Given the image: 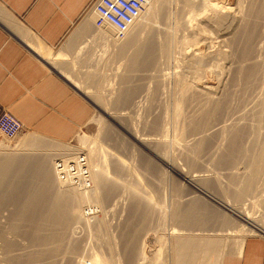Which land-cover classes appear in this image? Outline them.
<instances>
[{
  "label": "bare ground",
  "instance_id": "6f19581e",
  "mask_svg": "<svg viewBox=\"0 0 264 264\" xmlns=\"http://www.w3.org/2000/svg\"><path fill=\"white\" fill-rule=\"evenodd\" d=\"M199 1H200V3L198 4V3H196V0H147V5H146L144 11L140 15L139 19L130 27L128 32L125 34L124 38H122V39L117 38L113 29H111L109 27H106V28H103L100 30L101 31L100 35L102 38L101 41H103V45L101 44L103 46V53L106 52L107 47L110 49L112 47V50L115 53V56H117V58H118V56L122 57L121 59L123 60V58L126 55L130 54L131 50L133 51L130 54V56L128 55V58L125 57V58H127L126 65L124 66L125 72L119 78L121 80L120 81L121 84L125 85V87H126V86H128L127 84L130 83V81L132 80L133 76H135V74H137L138 72L146 71L148 69H152L153 71L156 72V68L158 66H161V65H159V64H161V59H166L167 61H169V59H171V56L173 55V54L171 55L172 50H173L172 48H174L173 45H175L178 41V40L176 41V36L178 35L176 32L177 31L179 32V30L182 28L183 23L181 21L183 19V22H184V16H185L184 14L188 13V14L193 15V16L191 15L192 16L191 18L185 19V20L186 21L188 20L187 21V23L189 24L188 27L190 28L192 33H194V35L188 36L187 34H185V36L187 35V37L185 39L181 40L182 42L180 41L181 47L179 46L180 45L179 43H177V45L179 44L177 47L175 45V48L177 50H178V47H180L179 48L180 57L182 56V60H183L181 69L182 70L186 69V71L184 70L182 72L183 73L182 77L179 76V73H178V75L174 74L176 76V82L175 83H177V87L179 86L181 95L178 98H175V99L173 98L174 101L172 100L173 101L172 106L167 107L165 111L167 112L166 115H168V113H170V112L172 113L171 116L174 119V120L172 119L174 122H179V120L181 122V120H183L181 118L184 117L183 115H186V117H187V114H188V113L184 114V113H186L184 110H186L190 106L191 107L194 106L193 109L196 111L197 114L195 113V111H192V112H194L192 118H188L189 119L188 121H186L187 120L186 117H185L186 119L184 118L185 120L182 121L183 125H182V127L180 126L181 129L179 128L180 129L179 134L182 137L183 141L185 139L186 140L188 139L186 137H192L190 139H193V138L199 139V142L195 145L191 144L190 146L185 145L186 143H184L183 144L184 146H182L181 144L183 143V141L175 142V139L166 140L167 137L169 138L168 135H169L170 130L169 131L166 130V133L168 132V134H166L167 137L164 140V139H157L154 137H144L145 135L144 136H138L136 131H134L133 127L131 126L132 124L131 125H124L125 123H123V125L125 127H121L137 144H139L140 146H142L143 148L148 150L163 165H165L168 168H170L171 170H173L179 177L183 178L184 180H186L187 182H189V184H191L193 186H199V184L207 182L208 181L207 177L201 176V175L200 176L194 175L191 173H186L182 169V167H179L173 161L175 156L173 157V159L170 158L171 156H169L168 151L175 146L178 147V145H181L184 148L186 147V149L188 151H187V153H185L184 158H185L187 164L188 165L189 164H191V165L195 164L194 157L197 156V153L200 152L201 149H204L203 148L205 146L204 142L206 140H208V137H209V134H208L209 129L211 131L210 127L213 126L212 124L214 122L220 120V118L223 117L224 113L226 111H228L229 106H231V105H229L230 104L229 100H222L221 101L220 100L221 98L218 99L217 97H218V95L220 97V95H221L220 93L224 92L223 90L225 88L224 89L222 88V84H223V80L225 79V76L228 79H230L229 73L231 72V70L233 72V69H231L233 67V62L231 60V58H232L231 52L235 51L234 50L235 46L233 47V51L231 50V52L229 50L222 49V48H220V50L217 51L216 53L215 52L199 53V50H197L198 48H196L192 51L190 50L191 52L187 51V48L189 47V45H191V46L193 45L191 43H192V41L195 40V37L201 38L204 40L210 39V37H208L207 34H204V33H206L204 31V29H203L204 35H201V33H200L201 30H198L195 27L194 21L195 20L197 21V17H199V18L204 17L206 19V21H208V22H209V20L211 21V19H212V20H214L213 22H215V20H216L217 23H219V25L224 26L225 24H227V22L229 20H232L235 22L236 17H238V16H236L237 13L242 14V12H241L242 9H241V11L235 13L236 10L234 12H232V10H234V9L226 7V6H221V5L219 6L216 3L215 4L212 3L210 0H199ZM173 2L176 4L177 3L181 4V10H182L181 11L179 9V12H175V9H174V11L172 10L173 13L175 12L174 16H172L171 15L172 13H170L172 11H166L167 9L171 10L172 5L174 4ZM175 6L176 5H174L173 7H175ZM176 8H178V6ZM239 8H241V7H239ZM146 10L149 11L148 15L151 14L150 13L151 11L153 13V10H154L155 13H153V14L161 15L162 18H164V20L166 22L165 24H164L163 19H161V20L163 21V24L166 25V27L163 28V26H161L163 28L161 32L156 29V26H154L155 23H154V25H151L152 21L150 22V20H152L154 15H153V17H151V15H152L151 14L149 18L147 17L148 15H146L145 18H142V15L145 13ZM211 12H213V13H211ZM210 13L213 15H211ZM257 13H259V12H257ZM260 13L262 14V12H260ZM188 14H186V15H188ZM243 15L244 14H242V16ZM242 16L240 15V19L244 17V16L243 17ZM155 17L157 18V16H155ZM252 18L254 19V17H252ZM253 19H251V20L254 21L255 19L254 20ZM241 20L243 21V23H244V21H246V20H244V18ZM241 20H239V21L242 23ZM237 21H238V19H237ZM252 21H249L250 23H247V22L246 23L249 25V24H252ZM256 22L258 23V21H256ZM227 25H229V24H227ZM238 25H240V24H238ZM216 26H217V24H216ZM221 26H220V28H222ZM183 27H184V25H183ZM211 27H213V26H211ZM226 27H224V28L226 29ZM229 27H231V26L229 25ZM234 27H235V25H234ZM237 27H239V26H237ZM258 27L256 26V28H255V26H254V28L252 30H250L251 26L249 29H248V27L246 28L248 30H246L247 32L244 34L245 35V41L243 44L244 47L241 48L240 45L237 46V47H240L241 50L243 49L242 50L243 52L241 51L242 59L240 61V67L234 66L235 75L233 77L235 78L234 83L236 82L241 87V92L245 93L243 97H246V99H248V97L250 98V96H249L250 93H248V97H247L246 92L247 91L252 92L251 88L258 87L260 90V92H259V99L260 100L257 103L255 113H253L254 109L251 110V111H253L252 117H250V116L246 117L245 115H243V114H245V111L243 110L244 112L242 113V115L245 117H242V119H241L244 122V124L242 126H240V124H238L239 123V120H238V123H236V122L234 123V125L236 124V126H234L232 124L233 127L231 129H229L230 127L228 128L229 129L228 130L229 138L231 140L233 139L234 141H233V143L231 142L230 147H228V149L230 148L229 149L230 152H229V150H228L229 153L227 152L229 155L223 156L218 161L219 164L224 163V164L233 165L235 163L237 164L239 161L241 162L242 160H246V162L249 164L248 170L246 169V172L247 171L248 172L245 175V178H243L242 181L240 180L241 181L240 183L239 182H236V183L233 182V184H236L235 187H232L229 185L228 189L224 190L225 193L230 195V198L233 200V202L236 205L233 204L234 205V207H233V205H231L232 202L230 203L227 200H226V202L222 201L224 203V209H226L227 211H229L233 215L237 216L238 219L240 220V222L237 221L236 219H234L235 217H233V216L230 217L229 215H226V214L219 212V211H215V212L213 211L211 213L209 210L206 209L207 207L205 208V206L202 205V207L205 208L207 210V212L209 211L211 213V214H209L207 220L211 221V219L213 218L214 222L216 221L217 223H219V225L221 226V229H220L221 232H225V234L222 236L227 237V238H229L230 236H234L233 233H236V232H244L245 234L246 233H253V234H257V235L261 234L264 236V224H261L259 220L257 221L255 219H252V217L249 214H247L246 212H243L241 207L238 206V204H240L245 198H247L248 195L254 190V187L256 186L257 181L260 178V176L264 170V70L262 68L263 66L261 67L260 63H258V62L253 61V62H248V64H247V60H248L247 56L250 57V54L252 52L256 53L252 49V45H254V44H252V42H254L252 40L255 39V37H256V36L254 37V35H255V30L256 29L258 30ZM242 28H243V26H242ZM244 28H245V26H244ZM227 29H228V27H227ZM190 30H188V31H190ZM231 30H232V32H234L233 29H231ZM144 31H146L145 32L146 35L145 36L143 35L144 37H142V33ZM95 32H97V31H95ZM175 34H177V35H175ZM195 35H197V36H195ZM242 35H243V33H242ZM238 36H240V34ZM197 38H196V40H197ZM230 38H231V36H230ZM233 39L234 38H232V40ZM236 41H238V40H236ZM221 42L222 41H220V43ZM228 42H230V41H228ZM34 48L37 50H41L42 54L46 53V51L43 49V47L34 46ZM230 48H231V46H230ZM214 49H218V48H214ZM236 50H237V48H236ZM100 52H102V50H100ZM107 52H108V49H107ZM237 52L238 51H235L234 56L241 57L240 53H239V55H237ZM214 54L217 55V60L215 62L211 63L212 65H210L211 66L210 72L212 73V75L219 77L220 83L218 85L219 87L216 86L217 88L211 87L208 83L204 82L202 79V76L204 74L206 75V68H203V62L206 58L212 57ZM46 55L48 56L47 58L51 61V63L54 64L56 66V68H59L61 70V72L65 75L64 78L69 79L76 87H78L80 90H82L90 98L94 99V101L102 104V101L100 100L101 98L97 97L96 93L91 92L89 90L90 86H88L86 83V80L88 81L87 69L85 72L84 71H82L83 73L81 72L83 75L79 76L78 73L71 66H68V64L64 63V61H68L70 59H69V56H67L62 50L58 53H46ZM112 55H114V54H112ZM253 56H255V54ZM235 58H237V57H235ZM252 58H255V57H252ZM252 58H251V60H252ZM212 59H213V57H212ZM214 59H216L215 55H214ZM122 60H120V61H122ZM210 62H212V61H210ZM235 65H236V63H235ZM159 69H160V67H159ZM158 71L161 72V69ZM89 72L90 71H88V73ZM179 72H181V71L179 70ZM81 73H79V74H81ZM91 73L97 75L96 71H95V73H93V71ZM207 74H208V72H207ZM86 77H87V79H86ZM138 77H140V75ZM148 78H150V77H148ZM153 78H156V77L153 76ZM173 78H175V77H173ZM228 79H225L226 83H227ZM232 81L233 80H231V82ZM141 84H143V82ZM224 84H225V82H224ZM137 85L133 86V87L131 86L132 88H127L126 90L122 86L123 88L121 89V92L119 91L120 94L118 93L119 96L115 100V105H118L117 107H119V106L128 107L127 105L132 104L131 102H132L133 98H135L137 96V95L135 96V94L137 93L138 90H140L139 89L140 86H137ZM158 85H161V84L158 82V84L156 86H158ZM143 86H145V85H143ZM224 86H226V85H224ZM144 89H143V91H144ZM239 91H240V89H239ZM241 92H240V94H241ZM149 93H151V92H149ZM234 93L232 95H234ZM225 94L223 93L222 95H225ZM153 97H154V95H152L151 99L148 97L149 98L148 100H154ZM229 98H230V96H229ZM232 98L234 99L235 96ZM250 99H252V98H250ZM154 101L156 102V100H154ZM154 101L153 102L151 101V104H154L155 103ZM100 104H98V105L100 106ZM140 104H142V103H140ZM143 104H144V102H143ZM145 104H146V102H145ZM151 104L149 103V105H151ZM239 104H240V102H239ZM240 106H242V105H240ZM231 108H232V106H231ZM244 108H245V106H244ZM249 108H250V105H249ZM150 109H148V110H150ZM240 110L238 108V112L239 111L242 112L241 108H240ZM153 111L154 110H152L151 113H153ZM189 111H190V108H189ZM159 113H161V112H159ZM227 113L229 114V112H227ZM121 115H120L121 119L119 121L126 122L128 118L126 119V117L124 118ZM190 115L192 116V114H189V116ZM169 116H167V117L169 118ZM229 116H232V115H229ZM120 117H117L116 120H118V118H120ZM135 117H136V115H135ZM139 117L140 116H138V119H139ZM157 117H158V115H157ZM237 117H239V116H237ZM159 119H156L157 121L155 120L153 122V125L151 124L152 128H148V130H150V129H152L153 131H154V129L158 130L160 127V125H158ZM128 120L130 121V119H128ZM143 121H144V119H143ZM128 124H130V123H128ZM214 124H218V123H214ZM147 125H146V128H147ZM165 125H167V124H165ZM237 125H239L240 127ZM163 127H164V125H163ZM216 129L217 128H215L214 130H216ZM25 131L26 130L20 131L16 136L20 135L21 133H23ZM158 131H156V132H158ZM222 133H223V131L221 132V134ZM159 134H161V133L159 132ZM161 135L163 138L164 134H161ZM212 136H213V134H212ZM247 137L252 142V144L249 147H247L246 145H243L244 143L242 142V140L244 141V138L247 139ZM0 138H4V136L0 134ZM14 138H12V139H14ZM84 142L87 143L89 141L87 140ZM21 144L24 147L23 150L21 148H20L21 150L18 149V147H16L15 144L11 148H6V149L0 148V152H1L0 154L3 155V156H0V201H11L13 206L16 208V212L14 214L11 213L12 214L11 222H12L13 226L10 229H11L12 233L15 234L16 232H18L19 226L22 225L21 223H26V224L28 223V225H31L33 227V230H34L33 235L31 233L32 231L30 232L31 234L30 233L28 234V236L32 235V237H31L32 241H30V242L36 243L39 246H42L45 248L48 245L52 246V247H50L51 249H47V248L42 249L41 253H37L35 255L30 254L31 255L30 256V262L32 264H41L40 262H42V260L45 259L44 256H46L48 254H49L48 257L50 256L49 258L47 257L49 262H47L45 264H54L55 260H54V262H51L50 260L54 259L53 257L55 254L58 253V255H59V253L61 251H62V253L64 251L66 253V255L68 254L70 256L68 264H75L76 255L78 253L82 254V252L80 251V248L78 247V245H76V247H72L69 242L65 241V239H67L66 234L68 233L67 231L69 230V228L72 225H74L75 223L79 224L78 222L83 220V222L85 224L89 225L88 223H90V221H94L92 219H96L95 215H96L97 211L95 213L94 209L92 210V208L94 207L93 202L94 203L96 202V200L93 201V199H94L93 195L94 194H92V188H91V184L94 183L93 182L94 179L92 180L93 176L95 175V177H96L95 183H99V185L105 184L104 186L106 187L105 188L106 193H104V192H102V193L105 194V199L107 200L106 202H108L109 200H111V198H113L114 195L117 194V192L120 189H124V190L130 189L129 187H131L132 184L127 183V181L126 182H123V181L120 182L119 180L114 179V178L116 176L117 178L120 179L119 176L124 174L127 171H129L131 173L134 169L133 168L134 165H132V163L131 164L124 163L123 160L120 159L119 157H113L110 161L107 160L108 161L107 162V161H105L107 156H105L106 157L105 160L103 159L104 157L102 158L103 163L99 161L98 162L99 165L94 167L95 162L97 161V159H100V158H97L96 154H95L96 145L94 147H93V145H91L92 146L91 147L90 142H89V145L87 147L88 149H86V151L71 149L72 153L70 152V154H62L61 152L64 150L61 146L51 144V143H49L43 139L36 138L35 136H27L26 135L21 140ZM93 144H96V143L93 142ZM33 147H36L38 151H51V152H53L54 155L51 154L50 158L44 157V158L40 159L39 161H37L36 164L34 162L32 164V160L34 158L32 159L29 156H22V157L19 156L20 152L32 151L33 149H31V148H33ZM186 149H185V151H186ZM179 150H181V149H179ZM176 151H178V150H176ZM194 154H196V156H193ZM199 154H201V153H199ZM225 155H226V153H225ZM97 156H100V155H97ZM81 157L84 158V161H85L84 166L88 170V172H87L88 175L86 177L88 185H85L84 181H80V180H79V183H78V181L77 182H71V181H67V180L66 181L61 180L56 173V169H55L56 163L61 162L64 166L67 165L68 163L77 164L78 160ZM144 160H143L144 162H141L142 165H143V163L146 162L147 159L144 158ZM186 162H185V164H186ZM146 163L144 164V166L146 165ZM31 165L35 166V168H36L35 170H37L36 173L39 171V172H41L40 174H42V176H40V178H37L35 176V179H29L28 183H22L21 181H18L21 179H18V180L15 179V180H17V182H19V184H26L27 187L26 186L22 187V188L21 187H18V188L10 187L13 184H16L15 180L14 181L9 180L10 175L14 174L16 171H18L19 173L21 172V174H22L23 171L27 170L26 167H29ZM151 165L153 166V164H150V165L148 164L146 168L150 167ZM16 166H18V167L22 166V168L21 169L14 168ZM144 166H143V168H144ZM150 168H152V167H150ZM24 173H26V172H24ZM27 173H29V172H27ZM109 174H113L114 177H111ZM126 174H125V176H126ZM24 175H26V174H24ZM14 178H16V177H14ZM142 179H144V178H142ZM22 180H24V179H22ZM234 180L235 179L232 178V181H234ZM33 183H37L39 185L36 187H29L28 186V185H31ZM101 187H103V186H101ZM136 188H137V186H136ZM102 189L104 190V188H101V190ZM135 192H136V194H135L134 198H136V200H134V201L136 203H134V202L133 203L136 205V209H137V211L135 213H139L144 206V205L142 206V204L147 205V202L149 200L147 198H149V197H147V196L145 197L144 196L145 194L141 195V190L140 191L135 190ZM176 192H174V193L176 194ZM173 195L174 194L172 193V196H171L172 198L169 196L170 199H173L172 200L173 204L171 202L172 210L170 211L171 212V219L178 222V228L179 229H176V226H175L172 228L171 232L169 231L170 232L169 233L170 238H168V239H170L169 240L170 242L172 241L171 245L169 244L171 252H169V250L167 251L168 242H164L167 240L161 241L162 245L164 246L163 247L164 250H162V252L159 256L160 260H157L155 257L153 260L151 259L150 261H148L149 264H222V260L224 258V256H223L224 255V251H223V247H224L223 245L224 244L222 245V243H224L223 240L221 239L222 241L219 240L221 242H218L217 239H211L212 235L209 236V235H207V233L206 234L195 233L196 232L195 228L199 229V227H198L199 225L202 228L203 225H206L208 222V221H206L207 215L204 216L205 217V219H204L203 215H200L201 214L200 213L199 215L201 216V220H198L197 219L198 217H196V210H197L196 208L198 205L197 202H200L199 204H201V201L194 196L192 199V203L191 204L189 203L190 205L187 206L188 208H187V210H185V214L184 215L181 214V215H183V216H181L178 213V208H177L179 203L177 202L178 204H176V202H175L176 199L174 198L176 196H173ZM94 196H95V198L97 197L96 195H94ZM178 198H179V196H178ZM247 199H245V200H247ZM120 200H121V198H120ZM150 200H149V202H150ZM178 201H179V199H178ZM86 206H89V207H86ZM84 207L91 208V209L90 210L87 209V211H85L86 209ZM199 207L203 210L201 205ZM83 209H85V210H83ZM148 209L150 210V207ZM148 209H147V206H146V208L143 209L144 216L142 219H143V221L146 219V222L148 220L147 217L149 218V216H150L148 214H151V212H153V211L155 212V210H154L155 208L153 209V211H149ZM90 211H92V216H88V214L86 215V212L90 213ZM200 212H202V211H200ZM200 216H199V218H200ZM162 220H163V218H162ZM140 222H142V221H140ZM146 222L145 223L142 222V223L145 225ZM241 223H243L245 225H243ZM26 224H25V226H26ZM100 224H102V221L99 220L97 223L98 229L100 227ZM208 224H209V222H208ZM140 226L143 227L142 224H140ZM23 227H24V225H23ZM159 228H161V226ZM22 230H24V229H22ZM136 232H138V231L136 230ZM136 232H134V233L136 234ZM135 234H134V237L132 234V236H130V237L128 236L129 238H127V239H130V242H132V244H133L132 248L134 249L133 253L128 251V254L131 255L128 257V264H136V261H137V259H136L137 252H138L137 247L139 244V240L141 238H140L139 233H137L136 235ZM3 236L6 237L5 235H3ZM3 236H2V239H3ZM6 240H7V238H6ZM6 240H5V243L3 245L5 248L4 250L9 251L12 248V244H11V242H7ZM67 240H69V239H67ZM215 240H217V241H215ZM12 242H15V241H12ZM65 242L69 243L68 246H66V249L64 248ZM33 243H32V245H34ZM128 244L130 246L129 242H128ZM13 245H15V243H13ZM241 245L240 246L237 245V246L241 247ZM238 247H236L235 250L238 249ZM13 249L14 248H12V250ZM10 252H12V251L10 250ZM10 257H11V255H10ZM56 257H57V255H56ZM144 257L146 258V256H144ZM164 258H166V260L168 259L169 263L166 262V260H164ZM56 259H58V258H56ZM113 260L114 259L112 258L111 262H113ZM106 261H108V260H106ZM18 263L20 264V262H18ZM24 263H26V262H24ZM42 263L44 264V262H42Z\"/></svg>",
  "mask_w": 264,
  "mask_h": 264
},
{
  "label": "rangeland",
  "instance_id": "374dc122",
  "mask_svg": "<svg viewBox=\"0 0 264 264\" xmlns=\"http://www.w3.org/2000/svg\"><path fill=\"white\" fill-rule=\"evenodd\" d=\"M210 1L214 4L215 3L218 4L219 6L221 5V6H226V7L232 8V9H234V10H232V12H234L236 10L235 13L241 11V9H242L241 12H242V14H244L243 15L244 17L242 16L241 13H237L236 16H238V17H236L235 22L232 20H229L227 22V24H229L231 27H229V25H227V24H225L224 26H221V25H219V23H217L216 20H215L216 23L213 22L214 20H212V19H211L212 22L210 20L208 22V21H206V19L204 17H200V18L197 17V21L196 20H195L196 22L194 21L195 27L198 30H201V32H200L201 35L207 34V36L210 37V39L204 40V39L195 37V40L192 41V43H191L193 45L192 46L189 45V47L187 48V51L191 52L192 50L198 48L197 50H199V53H208V52H215L216 53L217 51L220 50V48H222V49L229 50L231 52V50L233 51V47L235 46L234 50L238 51L237 55H239V53H240L241 57L234 56L235 51L231 52L232 53L231 60L233 62V67L231 69H233V72H232V70L230 72L232 75L229 73L230 79H228L225 76V79H228V81L226 83V80L225 79H224L225 81L223 80L222 88L223 89L225 88L223 90L224 92H221L220 97H219V95L217 97L218 99L221 98L220 99L221 101L222 100H229V103H230L229 105H231L232 108H231V106H229L228 111H226L224 113L223 117H221L222 119L220 118V120L214 122V123H218V124L213 123L212 124L213 126L210 127L211 131L209 129V133H208L209 137H208V140H206L204 142V144H205V146L203 147L204 149H201L200 152L197 153L198 157L196 156V154L193 155V156H196V157H194L195 164H192V165L187 164V162L184 158V155H185V153H187L188 150L186 149V147L184 148L182 146H184L183 145L184 143H186L185 145H188V146H190L191 144L195 145L199 142V139H195V138L190 139L192 137H186L188 139L187 140L185 139L183 141L182 137L179 134V130L181 129V127L183 125L182 121H184L186 118H187L186 121H188L189 120L188 118L193 117L194 112H192V111H195L193 109L194 106L189 107L190 111H189V108L184 110L186 113H184V112L183 113L184 114L188 113V114H187V117H186V115H183L184 117L181 118V119H183V120H181V122H180V120H179V122H174L173 121L174 119L171 116L172 113L170 112L171 114L168 113V115H166L167 112L165 111L167 107L172 106L174 99L178 98L181 95L180 94V88H179V86L177 87V83H175L176 82V76L175 75L176 74L178 75V73H179V76L182 77L183 76L182 72L184 70L186 71V69H184V70L181 69L183 60H182V56L180 57V50H179V48L181 47L180 41L185 39L187 37V35L188 36L194 35V33H192V31L188 27V25H189L187 23L188 20L187 21L185 20V19H189L193 16L192 14H188V13L184 14L185 15L184 16V22H183V19L181 21L183 23L182 28L179 30V32L178 31L176 32L178 35L175 34L178 36V37L176 36V41L178 40L177 43L180 44V45L178 44L180 47H178V50H177L175 48V45H176V47L178 46L177 43L175 45H173L174 48H172V49L173 50L175 49L174 50L175 52L172 50L171 55L172 54L173 55L171 56V59H169V61H167L166 59H161V64H159V65H161L162 67L158 66L156 68V72L153 71L152 69H148L146 71L138 72L137 74H135V76H133L130 83L127 84L129 87L128 86L125 87V85L121 84V82H120L121 80L119 78L125 72L124 66L126 65V62H127L126 60L128 58V55L130 56V54L133 52L132 50H131V52L129 51L130 54L125 56L127 58L124 57L123 60L121 59L122 57L118 56V58H117V56H115V53L113 52L112 47H111V49L107 47L105 53H103V49H102V52H99L98 55H95L92 57L93 59H91V60L94 61V63L91 62L90 64L87 65L88 81L86 80V83L88 86H90L89 90L91 92L96 93L97 97L101 98L100 100L102 101V104L97 103L96 101H94V99L90 98L88 95L85 94L92 104V107H93L92 115H91L88 123L86 125H84L82 128H80L78 130V132L76 133V135L68 143H59L57 141L48 139V138L40 136V135H36V134L31 133L29 131H25V132L21 133L20 135L16 136L14 139H7L5 137L0 138V148H3V149L11 148L15 144L16 147H18V149L21 148L23 150L24 147L21 144V140L26 135L27 136H35L36 138L43 139V140H45L51 144L61 146L64 150L61 152L62 154H70V152L72 153L71 149L86 151V149H88L87 147H88L89 142H90V146L93 145V147H94L96 145L95 154H96L97 158H100V159H97L94 167L99 165V163H98L99 161L103 163V159L105 160V158H106L105 156H107L105 161H107V160L110 161L113 157H119L120 159L123 160L124 163H126V164L132 163V165H134L133 166L134 169L131 172L132 174L129 171H127L128 173L125 172L124 174L119 176L120 179L117 178L116 176L114 178V179L119 180L120 182H122V181L126 182L127 181V183L132 184L131 185L132 188L129 187L130 189H128V190L120 189L117 192V194L114 195L115 197L113 196L114 199L111 198V200H109L108 202H106L107 200L105 199V194H104V193H106V191H105L106 187L104 186L105 184L99 185V183H95L96 177H95V175L93 176L92 180L94 179V181H93L94 183L91 184L92 194L96 195L97 197L95 198V196L93 195V198H94L93 201L96 200V202L95 203L93 202L94 207L92 208V210L94 209L95 213L97 211V213H96L97 216L95 215L96 219H92L94 221H90V223H88L89 225L85 224L83 222V220L78 222L79 224L75 223L74 225H72L69 228V230L67 231L68 233L66 234V236H67L66 238L69 240L65 239V241L69 242L72 247H76V245H78V247L80 248V251L82 252V254L78 253L76 255L75 264H128V257L131 256L128 254V251L133 253L134 249L132 248L133 247L132 242H130V239H127V238L132 236V234L134 237V234H135L134 232H136V230L138 231V232H136V234L139 233L140 238H141L139 240V244L137 247L138 252H137V256H136V259H137L136 264H141V263L142 264H149L148 261H150L151 259L153 260L155 257L157 260H160L159 256H160L162 250H164L163 249L164 246L162 245V242H161L163 240H167L164 242H168L167 251L169 250V252H171L170 245H171L172 241L170 242L169 241L170 239H168V238H170L169 233L171 232L172 228L175 226H176V229H179L178 228V222L171 219V212L170 211L172 210L171 207L173 204V201H172L173 199H170V197L172 196V193L174 194L173 196H176V197H174L176 199V201H175L176 204H178V203L180 204V205L178 204V206H177L178 213L180 215L185 214V210H187V208H188L187 206H189L192 203V199L195 196L196 198H198L201 201V204H199L200 202H197L198 205L199 206L201 205V207L203 205V206H205V208L207 207L206 209L209 210L211 213L213 211L214 212L219 211V212H222L226 215H229L230 217L231 216L235 217L234 219H236L237 221L240 222V220L238 219L237 216L233 215L232 213H230L229 211L224 209V203L222 201L226 202V200H227L230 203L232 202L231 205H233V204L236 205L233 202V200L230 198V195L225 193L224 190H227L229 185L232 187H235L236 184H233V182H235V183L239 182L240 183L243 180V178H245V175L248 172V171L246 172V169L248 170L249 164L246 162V160H242L243 162L239 161L237 164L235 163L233 165L224 164V163L219 164L218 161L223 156L229 155L228 153L230 152V150H229L230 148L228 149V147H230L231 142L233 143V141H234L233 139L231 140L229 138L228 130L233 127L235 122L238 123V120H239L238 124H240V126H242L244 124L243 120H241L242 117H245V116L246 117H249V116L252 117L253 113H255L257 103L260 100L259 99L260 90L258 87L251 88L252 92L251 91L246 92L247 93L246 96L248 97V93H250L249 96L252 99H250L249 97H248V99H246V97H243L245 93L241 92V87L236 82L234 83L235 78L233 76L235 75L234 66L240 67V61L242 59L241 51L243 50V49L241 50L240 47L241 48L244 47L243 46L244 41H245V35L244 34L247 32L246 30H248L250 28V26H251L250 30H252L254 28V26H255V28H256V26L257 27L259 26V27H258V30L257 29L255 30V35H254V37L256 36L255 39L252 40V41H254V42H252V44H254V45H252V49L256 53L252 52L253 54L251 53L250 57L247 56V58H248L247 64H248V62H253V61L258 62V63H260L261 67L263 66L262 68L264 70V10H263L264 9V0H210ZM196 3L199 4L200 1L196 0ZM174 5H176V6L173 7ZM177 6H178V8H176ZM239 7H241V8H239ZM174 9H175V12H179V9L181 10V4L174 3L172 5L171 10L167 9L166 11H172V10L174 11ZM173 11L170 12V13H172L171 14L172 16H174V13H175V12L173 13ZM148 12L149 11L146 10L145 13L142 15V18H145L146 15H148ZM257 12H259V13H257ZM260 12H262V14ZM150 13L149 14L151 15V17H153V15H154L152 20H150V22L152 21L151 25H154V23H155L154 26H156V29L161 32L162 29L166 27V25H164L166 23L164 18H162L161 15L153 14V13H155L154 10H153V13H152V11ZM211 13H213V12H211ZM186 14H188V15H186ZM150 15H148L147 17L149 18ZM211 15H213V14H211ZM240 15L244 18V20H246V21H244V23L241 20L243 18L240 19ZM155 16H157V18ZM251 16L254 17V19L256 21H258V23ZM250 18L253 19L254 21H252ZM161 19H163L164 24H163V21ZM237 19H238V21L241 20L242 23L240 21L238 22ZM249 21H252V24L248 25L247 23H250ZM216 24H217V26H216ZM238 24H240V25H238ZM183 25H184V27H183ZM234 25H235V27H234ZM236 25L239 27H237ZM161 26H163V28ZM211 26H213V27H211ZM220 26L223 29L220 28ZM226 26L228 27V29ZM242 26H243V28L245 26V28L243 29ZM224 27H226V29ZM247 27H248V29H246ZM203 29L206 32L204 34H203V32H204ZM231 29H233L234 32H232ZM188 30H190V31H188ZM145 32L146 31H144L142 33V37H144L146 35ZM238 33L240 34V36H238L239 35ZM242 33L244 36L242 35ZM185 34H187V35L185 36ZM195 36H197V35H195ZM230 36H231V38H230ZM196 38H197V40H196ZM232 38H234L233 39L234 41L232 40ZM236 40H238V41H236ZM220 41H222V42L220 43ZM228 41H230V42H228ZM238 45H240V47H237ZM230 46L232 49L230 48ZM214 48H218V49H214ZM236 48H237V50H236ZM107 49H108V52H107ZM112 54H114V55H112ZM254 54H255V56H253ZM214 55H215L216 59H214ZM214 55L212 56L213 59H212V57H208L204 60L203 68H206V75L204 74L202 76V79L204 82L208 83L211 87L217 88L216 86H218L220 83L219 77L212 75V73L210 72V68H211L210 65H212L211 63H213L217 60V55L216 54H214ZM176 56L178 58L179 57L180 58L178 59ZM235 57H237V58H235ZM252 57H255V58H252ZM251 58H252V60H251ZM120 60H122V61H120ZM210 61H212V62H210ZM235 63H236V65H235ZM84 66H86V65H84ZM159 67L161 69V72L158 71V70H160ZM179 70L181 72H179ZM88 71H90V72L88 73ZM92 71H93V73H95V71H96L97 75L92 74L91 73ZM84 72H85V70H84ZM207 72H208V74H207ZM139 75H140V77H138ZM153 76L156 78H153ZM87 77H86V79H87ZM148 77H150V78H148ZM173 77H175V78H173ZM231 80H233V81L231 82ZM142 82H143V84H141ZM158 82L161 84V85H158L159 87L156 86L158 84ZM224 82H225V84H224ZM136 85L140 86L139 87L140 90H138L137 93L135 94V96L136 95L137 96L135 98H133V100L131 102L132 104L127 105L128 107H126V106L117 107L118 105H115V100L119 96L121 89L124 87V89L126 90L127 88H132L133 86H136ZM143 85H145V86H143ZM224 85H226V86H224ZM143 89H144V91H143ZM239 89H240V91H239ZM149 92H151V93H149ZM240 92H241V94H240ZM223 93L224 94L226 93L228 96L226 94L222 95ZM233 93H234V95H232ZM152 95H154L153 99L156 100V102L154 100H148L149 98L151 99ZM229 96H230V98H229ZM234 96H235V98H234L235 100L232 98ZM151 101L152 102L154 101L155 103L151 104ZM143 102H144V104H143ZM145 102H146V104H145ZM239 102H240V104H239ZM140 103H142V104H140ZM149 103L151 105H149ZM98 104H100V106ZM240 105H242V106H240ZM249 105H250V108H249ZM244 106L246 109L244 108ZM238 108H239V110L241 108L242 112H240L241 110L238 112ZM148 109H150V110H148ZM252 109H254L253 110L254 112L251 111ZM152 110H154L153 113H151ZM243 110L245 111V114H243L245 116L242 115V113L244 112ZM159 112H161V113H159ZM227 112H229V114ZM195 113H196V111H195ZM189 114H192V116L191 115L189 116ZM115 115L117 117H120V115H121L124 118L126 117V119L127 118L130 119V121L128 119H127V121L125 120L126 122L119 121L121 119V117L118 118V120H116L117 117ZM135 115L137 118L135 117ZM157 115H158V117H157ZM229 115H232V116H229ZM138 116H140L139 117L140 120L138 119ZM152 116L153 117L155 116V117L153 118ZM167 116H169V118ZM237 116H239V117H237ZM143 119H144V121H143ZM156 119H159V121H158V125H160V127L158 129L159 131L155 130V129L153 131L152 129H150L152 131L151 132L150 130H148V128H152L151 124L153 125V122ZM123 123H125L124 125H131L132 124L131 126L133 127L134 131H136L138 136H144L145 135L144 137H154L157 139H164L165 140V138L167 137L166 134H168V132L166 133V130H168V131L170 130L169 135H168L169 138L167 137L166 140L175 139V142L183 141V143L181 144L182 146L181 145H178V147L175 146L168 151L169 156H171L170 158L173 159V157L175 156L173 161L176 163V165H178L179 167H182V169L186 173H191L194 175H199V176L201 175V176L207 177L208 183L207 182L201 183V184H199L200 187L199 186H193V185L189 184V182H187L183 178L179 177L173 170H171L167 166L163 165L148 150H146L145 148H143L142 146L137 144L121 128V127H125L123 125ZM128 123H130V124H128ZM165 124H167V125H165ZM146 125H147V128H146ZM163 125L165 128L163 127ZM234 126H236V124ZM237 126H239V125H237ZM215 128H217V129L214 130ZM162 129L163 130L165 129V130L163 131ZM156 131H158V132H156ZM222 131H223V133L221 134ZM159 132L161 134H164L163 138H162V135L159 134ZM153 134L154 135L156 134V135L154 136ZM212 134H213V136H212ZM248 137H247V139L244 138V141L242 140V142L244 143L243 145H246L247 147H249L252 144V142L249 140ZM87 140L89 142H87V143L84 142ZM93 142H95L96 144H93ZM31 149H33V150L20 152L19 156H21V157L22 156H29L32 159L34 158L32 160V164H33V162L36 164L37 161H39L40 159H42L44 157L50 158L51 154H53V152H51V151H38L36 147H33ZM179 149H181V150H179ZM185 149H186V151H185ZM176 150H178V151H176ZM228 150H229V152H228ZM199 153H201V154H199ZM225 153H226V155H225ZM97 155H100V156H97ZM0 156H3V155L0 154ZM144 158L147 159L146 162L149 165L153 164V166L152 165L150 166L153 169L150 167L146 168L148 165L146 162H145L146 163L145 166H144L145 163H143V165H142L141 162L145 161ZM185 162H186V164H185ZM143 166H144V168H143ZM14 168L21 169L22 166H19V167L16 166ZM26 168H27V170L23 171V173H22L23 175L21 174V172L19 173L18 171H16L14 174L10 175L9 180L14 181L15 179H17V180L21 179L18 181H21L22 183H28L29 179H35V176L37 178H40V176H42V174H40L41 172L38 171L36 173L37 170H35L36 169L35 166L31 165V166L26 167ZM24 172H26V173H24ZM27 172H29V173H27ZM24 174H26V175H24ZM125 174H126V176H125ZM109 175L111 177H114L113 174H109ZM14 177H16V178H14ZM142 178H144V179H142ZM232 178H234L235 180L232 181ZM22 179H24V180H22ZM17 180H15L16 184H13L10 187H16V188H18V187L22 188L25 186L27 187L26 184H19V182H17ZM38 185L39 184H37V183H33L31 185H28V186L29 187H36ZM101 186H103V187H101ZM136 186H137V188H136ZM101 188H104V190L102 189L103 190L102 191ZM135 190L136 191L141 190V195L145 194L144 195L145 197L146 196L149 197L147 199H149V200L151 199L150 202L148 200L147 205L142 204V206L143 205L144 206L139 213H135L137 211L136 205L134 204V203H136L134 201V200H136V198H134L135 194H136ZM173 191L176 192V194ZM102 192H104V193H102ZM178 196H179V198H178ZM120 198H121V200H120ZM247 198H245L247 200L244 199L240 204H238V206L241 207L243 212H246L247 214H249L252 217V219H255L257 221L259 220L261 224H264V201H263L264 200V170H263L260 178L258 179L257 184L254 187V190L248 195ZM178 199H179V201H178ZM171 202H172V204H171ZM198 205L196 208L197 209L196 210V217H198L197 219L201 220L200 215H203V217L207 215L206 221H208L207 218H208L209 214H211V213L209 211L207 212V210L203 207H202L203 208V210H202ZM234 205H233V207H234ZM146 206H147V209L150 207V210L148 209L149 211H153V209L155 208L154 209L155 212L153 211V212H151V214H148L150 216H149V218L147 217V219H148L147 222H146V219L144 221L142 219L144 216L143 209L146 208ZM86 207H89V206H86ZM86 207H84L86 210L85 209H83V210L87 211V209H89V210L91 209V208H86ZM200 211H202V212H200ZM15 212H16V208L13 206L11 201H0V264H15V263L19 264L18 262H20V264H30L31 263L30 262V256L32 254L35 255L37 253H41L42 249H46V248L51 249L50 247H52V246L48 245L45 248V247L39 246L36 243L30 242V241H32L31 237L33 235L34 230H33V227L31 225H28V223L27 224L21 223L22 225L20 224L21 226H19L18 232H16L15 234L12 233V231L10 229L13 226V224L11 222V216ZM183 215H181V216H183ZM199 216H200V218H199ZM162 218H163V220H162ZM204 219H205V217H204ZM99 220L102 221V224H100V227L98 229L97 223ZM139 220L142 221L143 223L146 222V224L144 225ZM208 222H209V224H208ZM208 222L206 225H203L202 228L200 225L198 226L199 229L195 228L196 229L195 233H197V234H202V233L206 234L207 233V235H209V236L212 235L211 239H217L218 242H221L223 240V242H224V243H222V245L224 244L223 245L224 246L223 247V251H224L223 256H225L231 250L238 247L240 245L241 241L243 239H245L246 237L259 235V234L257 235V234H253V233H246L245 234L244 232H236V233H233L234 236H230L229 238H227V237L222 236L225 234V232H221V230H220L221 226L219 225V223H217L216 221L214 222L213 218L211 219V221L209 220ZM25 224H26V226H25ZM140 224H142L143 227H141ZM241 224H243V223H241ZM23 225H24V227H23ZM243 225H245V224H243ZM160 226H161V228H159ZM22 229H24V230H22ZM30 232L32 233V235L28 236V234ZM3 235H5L6 237H4ZM2 236H3V239H2ZM259 236L264 237L261 234ZM6 238H7V240H6ZM5 240L7 242H11L12 248H14L13 250H12V248L10 249L12 252H10V250L9 251L4 250L5 248L3 245L5 243ZM217 240H215V241H217ZM219 240H221V241H219ZM12 241H15V242H12ZM67 242H65V246H64L65 249H66V246H68V244H69ZM128 242L130 243V246H129ZM13 243H15V245H13ZM32 243L34 245H32ZM8 253L11 255V257ZM48 255L44 256L45 259L42 260V262H44V264L49 262L48 258L50 256L48 257ZM56 255H57V257H56ZM144 256H146V258ZM69 257L70 256L68 254L66 255V253L64 251H63V253L61 251L59 253V255H58V253L55 254L53 257L54 259H52L50 261L54 262V260H55L54 264H63V263L68 264L69 259H70ZM56 258H58V259H56ZM112 258L114 259L113 260L114 263L111 262ZM106 260H108V261H106ZM164 260H166V258H164ZM24 262H26V263H24ZM42 262H40V263L43 264ZM166 262L169 263L168 259L166 260Z\"/></svg>",
  "mask_w": 264,
  "mask_h": 264
},
{
  "label": "crops",
  "instance_id": "0c3cea01",
  "mask_svg": "<svg viewBox=\"0 0 264 264\" xmlns=\"http://www.w3.org/2000/svg\"><path fill=\"white\" fill-rule=\"evenodd\" d=\"M92 1L0 0V112L24 130L68 143L90 120L91 102L46 53L62 50L70 59L64 63L79 76L94 63L103 41L89 9ZM240 245L222 264H264V237L249 236Z\"/></svg>",
  "mask_w": 264,
  "mask_h": 264
},
{
  "label": "built area",
  "instance_id": "2783aa9c",
  "mask_svg": "<svg viewBox=\"0 0 264 264\" xmlns=\"http://www.w3.org/2000/svg\"><path fill=\"white\" fill-rule=\"evenodd\" d=\"M147 5V0H93L90 12L94 16L96 29L101 30L109 27L113 29L116 37L124 38L130 27L139 19ZM24 130L21 123L6 111L0 112V134L7 139L14 138ZM84 158L81 157L77 164L68 163L63 165L57 162L56 173L61 180L77 182L84 181L88 185V170L85 168ZM92 216L86 212V215Z\"/></svg>",
  "mask_w": 264,
  "mask_h": 264
}]
</instances>
